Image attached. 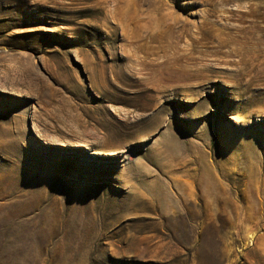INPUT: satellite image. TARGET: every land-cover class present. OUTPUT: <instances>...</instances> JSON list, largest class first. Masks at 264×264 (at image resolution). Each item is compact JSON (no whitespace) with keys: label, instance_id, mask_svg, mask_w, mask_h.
<instances>
[{"label":"rangeland","instance_id":"1","mask_svg":"<svg viewBox=\"0 0 264 264\" xmlns=\"http://www.w3.org/2000/svg\"><path fill=\"white\" fill-rule=\"evenodd\" d=\"M0 264H264V0H0Z\"/></svg>","mask_w":264,"mask_h":264}]
</instances>
